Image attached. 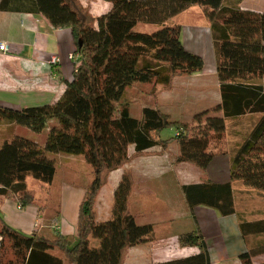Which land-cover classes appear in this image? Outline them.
Returning a JSON list of instances; mask_svg holds the SVG:
<instances>
[{"label": "trees", "instance_id": "trees-1", "mask_svg": "<svg viewBox=\"0 0 264 264\" xmlns=\"http://www.w3.org/2000/svg\"><path fill=\"white\" fill-rule=\"evenodd\" d=\"M81 1L0 0V11H29L43 15L55 28H71L79 55L73 77L64 82L65 92L58 102L21 110L0 106V125L26 127L36 134L50 126L43 145L19 135L1 144L0 199L13 201L21 209L40 208L28 179L50 188L58 173L59 155L82 157L94 175L79 209L76 243L61 234L42 232L40 225L32 235H25L0 217V264H122L127 249L154 242L155 225L138 223L139 215L130 211L132 181L127 173L115 190L111 217L98 218L102 175L123 166L130 147L142 154L155 148L165 151L176 143L175 163L193 164L203 173L217 157L229 158L232 182L203 180L182 187L191 212L203 206L222 216L236 214L234 181L264 193V13L231 6L226 0H102L110 9L95 25L81 10ZM194 6L203 10L210 25L221 94L216 110L222 117H207L206 126L190 134L189 124L173 120L155 106H144L140 117H133L124 98L127 90L138 84L168 87L179 74L204 71L203 57L181 41L182 26L171 24ZM140 24L159 29L139 32ZM143 59L161 65L146 63L141 68ZM252 115L260 116L253 132L233 130L237 140L231 143L233 147L219 149L226 121L239 127L245 123L243 118ZM206 116L202 114L195 121L201 123ZM168 127L179 134L164 140L160 132ZM60 208L46 225L56 224ZM240 230L246 242L260 236L257 245L239 257L241 264H264V220L240 218ZM92 241L97 242L95 247ZM178 244L197 248L198 253L152 264H211L198 228L179 235Z\"/></svg>", "mask_w": 264, "mask_h": 264}, {"label": "crops", "instance_id": "crops-1", "mask_svg": "<svg viewBox=\"0 0 264 264\" xmlns=\"http://www.w3.org/2000/svg\"><path fill=\"white\" fill-rule=\"evenodd\" d=\"M226 3L231 6H239L245 10L264 13V0H226ZM99 4L101 10L99 14L94 16L95 18L104 15L110 9V4L102 0H99ZM208 30L206 29L205 32L211 36L210 27ZM206 33L202 29L189 31V39H198L200 42L194 46L198 45L204 50L205 44L202 43L207 37ZM1 44H6L8 50L0 51V106L21 110L54 104L62 98L65 92L64 82L71 80L74 72V63L69 59L70 55L76 51L71 28H55L43 15L29 11H0ZM189 50L202 56V53L197 49L189 48ZM55 56L61 61L57 66L50 64L52 57ZM219 100L221 101L220 94ZM167 114L173 119L172 114L168 112ZM259 119V115L243 118V122H245V126H248L250 133L253 132ZM17 129L18 126L16 125H0V146L3 142L18 135ZM49 129L50 126L47 128L48 132ZM162 152L164 151H161L160 148H155L138 154L141 160L140 173L143 184L138 185L139 193L136 194V197H141L145 201L142 206L140 205L141 212L138 215L151 216V220L142 216L144 218L142 224L151 223L155 225L154 242L127 249L124 252L123 264H152L192 256L198 253V249L181 248L178 244V237L197 228L205 238L211 264H241L239 257L247 252L248 247L256 246L260 236H253L247 242L244 240L240 230V218L242 216L240 217L236 200V214L234 215L222 216L216 210L203 206H199L191 212L182 192L184 185L197 184L203 180H211L219 184L232 182L229 158L226 156L217 157L206 175L188 163L176 164L169 156L166 160V155L164 156ZM177 153L178 149L175 156ZM136 154L135 148L130 147L129 157ZM75 157L70 156L69 158ZM67 158L66 160H68ZM184 165L190 167H184ZM226 165H228V170L225 169ZM215 167L217 170H213ZM125 172V168L114 172L116 174L114 179L115 190ZM170 174L175 175L176 183L174 185L168 184L169 186L163 185V180L168 178L166 175ZM179 174L183 180H180ZM152 182H156V185L152 186ZM233 189L234 195H237L238 192L242 196H247L250 190L240 186L239 182L233 183ZM85 190V188L78 189L71 185H64L60 208V215L62 214L63 220L61 223L57 220L56 226L53 224L50 227L46 225L51 222V216H47L46 210L31 206L28 211H25L17 203L6 199H0V217L11 228L19 232L23 230L29 233L28 236L32 235L37 226L40 225L42 232L61 234L65 237L74 235L77 240L78 215L85 197ZM133 190L132 186V194ZM154 192L162 199L159 198L155 203L147 202L149 195ZM255 194H258V200L253 199V201H260L262 206L254 205L251 210L245 211L248 222L264 220V193L257 192ZM98 205L99 202L97 209ZM161 205L163 208H160ZM162 209L166 214L164 216H160ZM130 211L133 212L131 208ZM40 215L43 216V220L39 218ZM101 217V220H105L111 216L107 213L98 218ZM162 217L165 220H162L161 225L159 222ZM156 220H158L157 224H155ZM48 227L51 228V232Z\"/></svg>", "mask_w": 264, "mask_h": 264}, {"label": "rangeland", "instance_id": "rangeland-1", "mask_svg": "<svg viewBox=\"0 0 264 264\" xmlns=\"http://www.w3.org/2000/svg\"><path fill=\"white\" fill-rule=\"evenodd\" d=\"M107 3V2H106ZM81 10L84 11L85 15H87L90 19L89 22L97 24L96 14H99L101 8L99 4V0H83L79 2ZM94 13V14H93ZM171 24H180L183 28V33L181 35V41L184 46L189 50V48L197 49L200 53H202V57L205 60V72L196 73L193 75H177L170 86L165 87L161 85H154V84H138L130 89L127 90V93L124 98V102L130 104L131 115L135 118H139L141 115V111L144 106H155L160 108L164 113L172 114L173 120H179L183 123L189 124V133L192 134V130L195 131L198 127L204 128L206 126V119L208 118H220L222 117V113L216 110L220 105L219 94L220 91L218 89V79L216 75V64H215V54L213 52V44L212 38L209 36L205 31L210 27L209 22L207 21L203 10L199 6H194L190 8L188 11L180 14L178 17L174 18L171 21ZM159 27L153 25H145L140 24L137 28L139 32L145 33H153L157 31ZM195 29H202L204 33H206L207 37L203 40L202 44H205V49L203 50L200 46H194V44H198L200 42L198 39H189V31H193ZM209 31V30H208ZM211 35V34H210ZM208 42V43H207ZM210 52H209V51ZM146 63H150L152 66L161 65L159 62L145 60L143 59L140 67H145ZM149 65V64H148ZM150 65V66H151ZM221 95V94H220ZM206 114V118L203 119L201 123L195 121V119L202 115ZM241 128V129H240ZM233 130L241 131L242 134L248 131V126H245V123L239 124V127L234 126L233 122L226 121V129L223 134V144L219 146V149L228 150L233 147L231 143L237 141L236 138L232 135ZM177 130L172 127L165 128L160 132V136L163 139H171L175 138L178 133ZM19 136H23L25 138L34 140L39 144H45L47 139L48 130L46 129L41 134H36L29 130L26 127L18 126L16 130ZM248 133V132H247ZM1 139V138H0ZM241 138L239 137V140ZM214 144V141H212ZM217 144V143H216ZM229 144H231L229 146ZM178 149L176 143H173L167 150H162V154L166 155V160L170 157L172 161H175V153ZM169 156V157H168ZM66 157H68L66 160ZM70 156L59 155L58 158V173L55 178L54 184L48 188V185H45L33 178L28 179V185L30 192L37 198L38 204L40 206L45 207L47 216H55V210L61 207L62 205V194L64 185H71L72 187L82 189L89 187L94 179L93 175V168L89 165L82 157H75L69 158ZM227 157V156H226ZM228 158V157H227ZM148 159V158H147ZM131 160V161H130ZM230 163V162H229ZM183 164V163H182ZM141 160L138 154L131 156L128 160L121 166L118 170H123L125 168V173L131 178L132 186L134 188L133 194L130 195L129 198V206L133 212L139 214L141 212L140 205L142 206L144 199L141 197H136V194L139 193L138 185L143 184L142 175H141ZM191 167L200 171L198 167L193 164ZM184 167H190L185 166ZM225 169L228 170V165L225 166ZM230 169V166H229ZM213 170H217V168H213ZM116 170L113 171H105L102 175V186L98 193V209L97 214L98 217L105 216L107 213L111 216V212L114 205V191H115V182L114 179L116 174H114ZM113 173V174H112ZM207 175V173H206ZM168 177L166 180H163V185L176 183V179L174 178L175 175H166ZM164 177V178H166ZM112 178V181H111ZM180 180H183L179 174ZM201 179H203L201 177ZM239 182V181H234ZM233 182V183H234ZM153 183V184H152ZM152 186H155L156 182H152ZM239 185L245 188L246 187L242 182H239ZM169 186V185H168ZM238 188V187H237ZM250 189V190H249ZM249 192L246 195H240L237 192L235 194V200L237 204V209L240 211V217L242 216L243 220L246 221L247 217L245 215V211L251 210L252 207L255 205L257 207H261L262 203L260 201H253L258 200L257 193L255 190L248 188ZM254 193V194H251ZM251 195V198H250ZM132 196V197H131ZM160 197L157 196V193H152L149 195V199L147 202L155 203L159 200ZM131 199V200H130ZM162 199V198H161ZM131 201V202H130ZM163 202L165 200H162ZM254 202V203H253ZM37 207V206H35ZM40 207V208H41ZM31 206H27L24 210L28 211ZM38 208V207H37ZM160 208H163L161 205ZM160 212V216H164L165 211L162 209ZM166 215V214H165ZM40 219H42V215H40ZM62 214L60 217H57V220L61 223ZM139 215L138 223H142L144 218L147 220H151V216H143ZM107 218V217H105ZM160 218V217H158ZM245 218V219H244ZM100 220L102 219L99 218ZM43 220V219H42ZM107 220V219H105ZM159 220V219H158ZM156 220L155 224H157ZM162 220L165 218L162 217L161 221L159 222L162 225ZM167 222V221H166ZM23 234L29 235V233L25 231H20ZM68 238L73 242L76 243V239L74 235H68ZM97 242L92 241V246H96ZM142 252V251H140ZM59 254V253H57ZM66 264H70L67 262ZM123 264V262H122Z\"/></svg>", "mask_w": 264, "mask_h": 264}, {"label": "built area", "instance_id": "built-area-1", "mask_svg": "<svg viewBox=\"0 0 264 264\" xmlns=\"http://www.w3.org/2000/svg\"><path fill=\"white\" fill-rule=\"evenodd\" d=\"M8 50V47L6 44H1L0 45V51H7ZM79 55L77 53H72L69 57L70 61H72L73 63L75 62L76 59H78ZM61 61L58 57H52L51 61H50V64L53 65V66H57L58 64H60ZM179 134V132H177ZM56 226V224L54 225ZM1 242H2V236L0 235V247H1Z\"/></svg>", "mask_w": 264, "mask_h": 264}, {"label": "water", "instance_id": "water-1", "mask_svg": "<svg viewBox=\"0 0 264 264\" xmlns=\"http://www.w3.org/2000/svg\"><path fill=\"white\" fill-rule=\"evenodd\" d=\"M82 45V42H80V46Z\"/></svg>", "mask_w": 264, "mask_h": 264}]
</instances>
